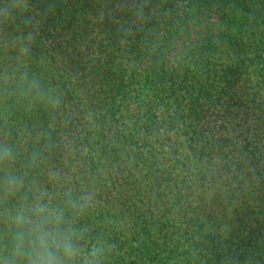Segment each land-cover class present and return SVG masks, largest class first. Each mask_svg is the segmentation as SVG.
Returning a JSON list of instances; mask_svg holds the SVG:
<instances>
[{"label":"trees","instance_id":"1","mask_svg":"<svg viewBox=\"0 0 264 264\" xmlns=\"http://www.w3.org/2000/svg\"><path fill=\"white\" fill-rule=\"evenodd\" d=\"M0 7V142L17 154L0 179L24 178L0 211L33 185L91 193L77 226L105 264H264V0Z\"/></svg>","mask_w":264,"mask_h":264},{"label":"clouds","instance_id":"2","mask_svg":"<svg viewBox=\"0 0 264 264\" xmlns=\"http://www.w3.org/2000/svg\"><path fill=\"white\" fill-rule=\"evenodd\" d=\"M11 15L8 8L0 7V17ZM28 89L36 90L53 108L61 102L59 96L41 90L35 79L28 82ZM16 155L12 145L0 142V168L12 165ZM23 188L22 176L7 173L0 179V204H6ZM92 201L91 193L75 196L67 189L57 203L46 190L33 185L31 201L25 199L14 209L0 211V264H105L110 246L102 240L86 244V230L77 226Z\"/></svg>","mask_w":264,"mask_h":264}]
</instances>
